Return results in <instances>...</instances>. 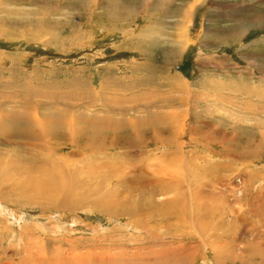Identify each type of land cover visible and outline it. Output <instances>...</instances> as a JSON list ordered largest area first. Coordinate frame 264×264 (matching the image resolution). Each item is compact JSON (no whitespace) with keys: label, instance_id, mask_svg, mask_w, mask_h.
Masks as SVG:
<instances>
[{"label":"rangeland","instance_id":"rangeland-1","mask_svg":"<svg viewBox=\"0 0 264 264\" xmlns=\"http://www.w3.org/2000/svg\"><path fill=\"white\" fill-rule=\"evenodd\" d=\"M0 263L264 264V0H0Z\"/></svg>","mask_w":264,"mask_h":264},{"label":"crops","instance_id":"crops-1","mask_svg":"<svg viewBox=\"0 0 264 264\" xmlns=\"http://www.w3.org/2000/svg\"><path fill=\"white\" fill-rule=\"evenodd\" d=\"M258 32H260V30L258 29ZM252 33V32H251ZM250 33V34H251ZM251 35H253L254 36V34L252 33ZM257 37H260V35H258ZM215 39H217V38H215ZM259 40V39H258ZM222 47V48H221ZM224 47V48H223ZM230 47L231 46H226V45H221L220 46V49L219 50H226V48H229V50H230ZM218 50V49H217ZM231 52V51H230ZM192 62V64H190L191 65V68H192V73H193V76H191L192 77V81H195L196 79H198L199 78V73H198V68L200 69V65L199 64H194L193 63V60L191 61ZM192 73H191V75H192ZM200 80H202V77H200ZM208 80L209 81H212L213 82V84L212 85H214L215 87H217L218 85H220V86H222V85H225V86H229V82L224 78H218V77H216V78H208ZM166 85V84H165ZM202 89V88H201ZM204 91L206 92V89H204ZM203 91V92H204ZM223 95V94H222ZM224 96H226V97H229V96H227V94H225ZM207 97H210V99H213V94L212 93H209V94H207ZM216 97V96H215ZM231 100H232V97H229V102H231ZM216 101V100H215ZM231 105V104H230Z\"/></svg>","mask_w":264,"mask_h":264},{"label":"bare ground","instance_id":"bare-ground-1","mask_svg":"<svg viewBox=\"0 0 264 264\" xmlns=\"http://www.w3.org/2000/svg\"><path fill=\"white\" fill-rule=\"evenodd\" d=\"M188 12H189V11H188ZM188 12H187V13H188ZM190 13H191V12H190ZM183 31H184V30H183ZM179 44H180V42H179ZM181 45H182V44H181ZM181 45H180V46H181ZM180 46H177L176 49H179ZM92 120H93V119H92ZM95 121H97V119H95ZM100 122H101V121H99V123H100ZM96 123H97V122H96ZM12 125H13V124H12ZM107 125H108V124H107ZM10 126H11V125H10ZM10 126H9V127H10ZM8 129H9V128H8ZM12 129H14V128H12ZM19 129H20V128H19ZM10 130H11V129H10ZM16 130H17V129H16ZM27 130H28V129H26V131H27ZM26 131H25V132H26ZM28 131H29V130H28ZM9 132H11V131H9ZM12 132H13V131H12ZM23 132H24V131H23ZM30 133H31V132H30ZM12 135H13V134H12ZM16 135H17V134H16ZM25 135H27V134H25ZM20 138H22V137H20ZM34 257L39 258L38 256H34ZM216 259H217V258H216ZM31 260H32V259H31ZM33 260H34V259H33ZM41 260L43 261L42 263H44V260H43V259H41ZM102 260H103V259H102ZM222 262H223V261H222ZM0 264H1V263H0ZM6 264H9V263H6Z\"/></svg>","mask_w":264,"mask_h":264}]
</instances>
